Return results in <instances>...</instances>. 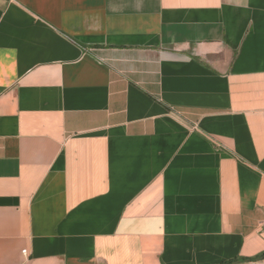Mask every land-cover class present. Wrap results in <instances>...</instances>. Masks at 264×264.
Returning a JSON list of instances; mask_svg holds the SVG:
<instances>
[{
	"label": "crops",
	"instance_id": "1",
	"mask_svg": "<svg viewBox=\"0 0 264 264\" xmlns=\"http://www.w3.org/2000/svg\"><path fill=\"white\" fill-rule=\"evenodd\" d=\"M263 252L264 0H0V264Z\"/></svg>",
	"mask_w": 264,
	"mask_h": 264
},
{
	"label": "trees",
	"instance_id": "2",
	"mask_svg": "<svg viewBox=\"0 0 264 264\" xmlns=\"http://www.w3.org/2000/svg\"><path fill=\"white\" fill-rule=\"evenodd\" d=\"M250 260H264V252L261 253L260 255L254 257L253 259H244L243 261H250ZM230 263H233V262H227V263H223V264H230Z\"/></svg>",
	"mask_w": 264,
	"mask_h": 264
},
{
	"label": "built area",
	"instance_id": "3",
	"mask_svg": "<svg viewBox=\"0 0 264 264\" xmlns=\"http://www.w3.org/2000/svg\"><path fill=\"white\" fill-rule=\"evenodd\" d=\"M25 252H26L25 250H24V251H22V253H23V254H25Z\"/></svg>",
	"mask_w": 264,
	"mask_h": 264
}]
</instances>
